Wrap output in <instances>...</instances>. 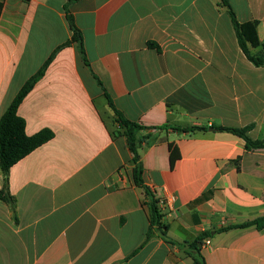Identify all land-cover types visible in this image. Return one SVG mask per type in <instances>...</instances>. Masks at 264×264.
I'll return each mask as SVG.
<instances>
[{
  "label": "crops",
  "instance_id": "obj_1",
  "mask_svg": "<svg viewBox=\"0 0 264 264\" xmlns=\"http://www.w3.org/2000/svg\"><path fill=\"white\" fill-rule=\"evenodd\" d=\"M228 1L264 43V0ZM0 3V118L56 52L18 107L28 136L54 137L9 171L0 264H194L191 244L203 234L205 264H264V228L220 231L264 216V148L216 130L252 126L249 136L264 141V67L243 53L221 0ZM70 17L87 62L76 43L64 46ZM106 95L129 121L171 127L140 151L167 239L155 229L147 238L146 195Z\"/></svg>",
  "mask_w": 264,
  "mask_h": 264
},
{
  "label": "trees",
  "instance_id": "obj_2",
  "mask_svg": "<svg viewBox=\"0 0 264 264\" xmlns=\"http://www.w3.org/2000/svg\"><path fill=\"white\" fill-rule=\"evenodd\" d=\"M221 4L227 8V11L232 19L235 33L240 48L247 57V59L254 64L256 67H264V43H261L257 35V22L239 23L236 14L234 13L228 0H221ZM2 11V4L0 3V15ZM71 28L73 31L72 39L67 42L64 46H68L71 43H76L82 60L87 62L85 48L83 44V38L75 26L73 19L69 18ZM250 48H262V51L258 53H252ZM54 52L44 63L42 68L32 76L26 84L23 86L21 91L18 93L16 98L7 108L5 113L0 118V170L4 177V185L0 192V198L7 202H12L11 197L8 194V176L10 169L18 163L20 160L28 156L35 149L39 148L43 144L50 141L54 134L50 130H43L36 135L28 136L26 134V122L18 115V107L27 96V94L34 88L35 84L41 79L51 62L55 57ZM109 100V105L114 112L115 122L117 123V129L120 131L117 134H123L127 138L128 147L133 154V178L135 184L142 188L146 195V206L148 207L150 217V229L147 234L149 239L155 231L159 232L162 237L167 239L168 236V225L162 222L163 216L159 210V200H157L151 190L144 184L143 180V167L141 162L140 151L144 144L150 145L152 143L153 132L155 130H167L170 129V125L163 127H146L138 123L127 120L114 106L111 98L106 95ZM252 126L245 128H227V127H216V130L232 133L242 138L246 143V149L256 150L264 148V141L253 140L249 136V131ZM173 130L181 133H191L195 131L205 130L203 127H190V128H173ZM122 132V133H121ZM170 159L171 166L175 165L176 160L180 157L177 148L170 144ZM256 226L259 230L264 228V216L253 221H249L242 225H236L228 228L221 229L220 231H227L231 228H247ZM209 237V234H203L198 240L191 244L193 251L196 252L192 255L194 258V264H205L203 258L199 254L196 247L197 243L202 241L204 238Z\"/></svg>",
  "mask_w": 264,
  "mask_h": 264
},
{
  "label": "built area",
  "instance_id": "obj_3",
  "mask_svg": "<svg viewBox=\"0 0 264 264\" xmlns=\"http://www.w3.org/2000/svg\"><path fill=\"white\" fill-rule=\"evenodd\" d=\"M161 204H162V205H164V203H163V202H162ZM207 243H209V242H207Z\"/></svg>",
  "mask_w": 264,
  "mask_h": 264
}]
</instances>
